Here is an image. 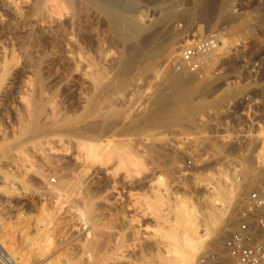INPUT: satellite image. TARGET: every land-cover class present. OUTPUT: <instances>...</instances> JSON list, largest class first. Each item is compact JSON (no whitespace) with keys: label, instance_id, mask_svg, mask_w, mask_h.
Segmentation results:
<instances>
[{"label":"rangeland","instance_id":"1","mask_svg":"<svg viewBox=\"0 0 264 264\" xmlns=\"http://www.w3.org/2000/svg\"><path fill=\"white\" fill-rule=\"evenodd\" d=\"M137 1L139 2L138 8L140 7L139 12L142 14L141 19L147 22L154 18L152 14L153 12H157L161 7H168L172 3L177 4V11L182 12L183 10H192L195 12V15L192 18L193 20L190 19L186 22L185 20H178L172 25V29H174L173 31L176 33H182L183 30L187 29L186 27L189 26L188 28H192L194 32L195 28L200 26L198 24H201L203 27L202 33L192 35L193 32L190 30L184 32L182 36L179 37L177 43V57L174 59H166L165 56L158 57L154 60L146 59L141 63V66L139 65L138 69L128 75H118V73L114 70L111 71L109 73V84L107 87L109 91H107V97L101 102L103 107L101 106V103L97 104L96 107L98 106L100 108L95 107L93 114L91 113V117L93 119L91 117V119L89 118V121L91 122V120H94L91 123H94L98 127L92 132L93 134L88 133V135L83 138H76L70 135L68 136L67 133H45L37 139L33 137V132L29 130L33 128V124L37 117L40 116L43 121L48 122L49 118L55 115L59 117L60 121H62L60 125H68L70 122L72 123L74 121H78V119L82 116V110L79 108L80 104L76 101V99H68L65 97L63 92L64 90L61 88V85L53 87L50 83H48V66L45 65L47 58L46 56L40 54L39 47L32 50L28 58L26 57L24 53V46L22 44L27 40L26 34L29 31V26L12 21V24L9 25V29L8 27L6 29H0V69L4 62L9 63V66L7 65V68L9 67L6 74L7 76L3 78V83L2 81L0 82V86L2 87H0V142L1 145H3V147H5L8 151L2 154L3 151L1 153L0 150V228H3L2 230L0 229V248L13 253L19 261L24 257L29 259L28 261L26 260L24 264H35L36 261L34 257L35 251L33 245H30L29 241L22 240V235L26 232L28 233V236H31L33 232L32 224H34L33 220L35 219H33V217L37 214V211L35 210V203L36 200H38L37 198L40 197L39 191L43 188V186L46 187L45 185H47L49 187L50 185L51 187L57 182L58 176L61 174L60 172H62L59 170L62 166L60 163L62 164L64 159H67L64 160V162H74L73 160L76 159L74 156L77 155L76 153L78 151L76 149L78 140L85 141V138L88 137V140H91L92 137L95 139L99 137L100 140H103L106 135L108 140L124 142L130 141L131 143L129 142L130 144H128L130 146H134L133 148H136L139 151H141V148L144 150L148 144L151 145V147L154 146L153 148L156 149L157 158L160 157L158 160L160 166L155 168L152 163V156L148 153H143V158L145 157L144 161L146 159L145 163H147L149 167H147L148 171L146 170L143 174L137 175L138 177L135 174H131L130 176L125 175L126 173L123 169L119 170V168H116L118 166H114L116 165L114 160L107 162L99 161L96 162L97 164H93V167H96L95 169L92 167L95 171V175L99 174V185L101 184V186H103L102 188L107 190L109 197L112 195L113 200H111L116 202V205H120V203L125 205V209H123L124 212H120V214L116 217L115 215L113 216L112 212H108L109 214L107 213V216L109 217L108 223H106L108 218H105L107 217L106 210H103L102 212L104 215L102 214L103 216H100V222L103 221L102 224L105 223L104 225L106 226L107 224L110 225L112 221L113 226L110 225L112 228L108 226V228L105 229L106 226L101 223L100 227L103 226L101 229L104 231L110 229L109 233L102 230L103 234L107 233L110 235V241L109 244H107V248L109 249L110 246L111 248L113 246H119L118 250L123 255L122 256L118 251L119 255L122 257L120 256L121 258L116 260V264H155L156 259L154 258L156 257L153 256H155V251H157L156 247H162L163 245L158 237V229L162 226L166 228L168 225L167 221L170 220L169 216L173 214V202L175 200L177 201V198L178 200L179 198H182L189 203L191 202L196 207L198 206L199 209L206 210V199L210 198L207 188L212 190L216 184V180L219 176H223L222 174H233L236 170L242 168L243 165L249 166L253 176L245 183V185L242 186L243 194H241L240 197L236 196L231 200V204L227 211V216L232 220V224H229L226 231L219 235L221 238L217 236L214 240H209L208 246L202 249L198 256L197 264H199L200 259L206 251L209 249H220L224 239L236 226L238 210L247 199L249 193L253 190H264V184L261 183L264 179V172L259 170L260 168L257 167L258 165L253 161L255 147L253 141L256 136L248 134L244 125L245 118L240 114L241 107L239 105V99L247 91L254 89L256 90V93L260 95V92H258L260 91V88L258 89V85L264 82V0H211V4H213V10L211 11L213 13L209 12L208 14L201 13L200 6L195 0ZM219 7L222 10L218 9ZM195 9L196 11H194ZM226 13L235 16H246L245 18L248 19L247 27H244V30L242 29L239 31L234 29V25L236 24L235 22H226L223 19V15ZM210 14L212 16H210ZM55 16L57 17L58 15ZM222 19L224 23L222 22ZM194 25H196V27ZM219 31L225 34V37L228 40L227 50L222 54V56L217 53V61H215L211 67H208L206 72H202V75L198 76L193 73H191V75L189 73L191 76L189 74L181 76L185 78L189 75L185 78L186 80L183 79V87L181 86L179 92H176L177 96L181 100L179 101V98L177 99L175 93L173 94L171 92L173 86H175L173 85V82L179 79H176L178 76L175 74L176 70L174 69L173 64L180 59L181 48H183L182 45L187 42V40L200 37L206 33L217 34ZM109 37L110 34H107L105 36L106 41L104 40L108 46L105 43H102L104 48L94 52L95 54L97 53L98 57L92 53V55L94 54L93 56L95 57V60L98 58L95 62H97V64L100 63V66L102 67H105L103 64L109 65L113 60L112 57H115L114 59L117 60L123 52V45L120 40L116 37ZM111 39L112 41H110ZM117 41L118 43H121H119L120 46H117ZM105 46L109 48H105ZM12 47L15 51L11 54L10 50ZM98 52L101 53V56L98 55ZM104 54L106 59H108L107 61L104 59ZM39 65L43 74L44 82L47 83H44L45 86L41 91H38L39 84H36L38 82L36 81L37 79L35 75V70L38 69ZM173 74H175V76H173ZM167 75L170 76L167 77ZM165 76L168 79H166ZM50 77L51 76H49V78ZM171 77H173V79H171ZM164 79L167 80L168 84ZM206 81L208 82V89L204 92L206 94L198 95L196 91H198V89ZM164 82L166 85H169L167 86L168 88L173 85L170 90L167 88L166 92L169 91L168 93L165 92L166 85H164ZM171 82L173 84L170 85ZM161 84L164 86H160ZM185 84L187 87H185ZM191 86L193 90L191 89ZM235 87L239 89L237 94L232 95L227 102L223 103V105H215V102L223 93L226 94L230 89H235ZM181 89L183 90V93H181L182 96L180 94ZM186 89L188 90L186 91ZM156 90H160L161 92L159 91L158 93ZM163 92L167 94V97L168 95L171 96H169V98L162 96L161 93ZM156 94L160 95V97ZM183 96L184 98L186 97L185 100ZM156 97L158 99H156L157 101L155 100ZM164 97L167 98V101ZM159 98L163 100H160ZM175 98L178 102L175 101ZM164 100L165 103L169 101L167 106L164 103ZM153 101H156V103H153ZM171 101H174L176 104L171 105ZM177 103L183 106L186 111L192 113L191 117L193 119L191 118L190 124L188 123L189 121H184L186 124L184 123L183 125L181 124L182 122H180L174 124L173 126H154L150 124V121L154 118L160 117L165 113L172 112L177 109V106H179ZM159 105L161 108H159ZM165 106L166 108H164ZM108 107H110V109ZM101 108H106L108 110L105 111V109ZM162 108L167 111L164 110L163 112ZM97 109L98 111L101 109L100 113L102 112V114L105 111L102 115L103 117L108 111H110L106 114L107 118L105 116L107 121L101 117L100 114L93 117V115L98 114V111L96 113ZM148 109H150V111ZM151 109H154L155 111L152 110L151 112ZM112 110L114 112H112ZM115 111L118 113L117 115H115ZM146 111L149 113L151 112V114L149 115ZM110 115H113V117ZM108 116L110 117L108 118ZM117 116L118 119H115ZM112 118L115 120L113 121ZM95 121H97V123ZM192 121L195 127L193 126ZM108 126L110 127L109 129H107ZM101 127L104 128L101 129ZM37 142H42L41 147L40 145L35 146ZM145 143L148 144L144 145ZM42 147L44 149H42ZM71 151L74 154L71 155ZM81 153H83V151ZM69 156H73L74 159ZM80 156L82 155L80 154ZM51 158L53 160H50ZM58 158L60 159V162ZM189 158H193V165L191 167L186 166V161ZM241 158L243 159V163L241 162ZM82 159H84V156ZM47 160L50 162L53 161L51 162L52 164H48ZM56 160L58 162L55 164L54 162H56ZM49 165L51 167H48ZM55 168H58L59 171ZM38 169H45V176L38 174ZM97 170L99 173L96 172ZM192 174H197V178H194V175ZM5 175H8L9 180H4L3 176ZM97 175L96 177L94 176L95 179H98ZM235 176H237V172H235ZM155 177L159 178L160 181L163 180L161 183H165L166 187L164 192L167 199L162 204V207L161 205L155 206L153 203L154 191L159 186V184H157V178ZM237 178L239 179V176ZM252 178H256L257 180L252 181ZM54 179L55 181H53ZM8 181L12 182L14 192H7L6 182ZM101 181L103 182L101 183ZM171 198L174 199L172 200ZM176 201L174 202L175 204L178 202ZM54 202L55 201L51 200L50 204H47L46 206L50 205L54 207ZM55 203L57 204V202ZM61 203H63V201ZM61 203H58L57 205H60L62 208ZM64 203L66 204L63 205H68L66 207L63 206L64 209H62L64 211L65 208L67 212L70 209L69 207L75 208L71 201H64ZM69 203L73 206H69ZM214 203L215 206L221 207L219 201H215ZM57 205L55 207L56 210L60 208ZM124 205H120L118 207L124 208ZM56 210L55 212H57ZM70 210L68 213H65L66 211H59L56 213V215L61 219L60 220L55 217L57 219L54 221L55 223H58V226H60V229H57V231L59 230V234L56 231V235L60 236L57 240L61 242L60 238L64 239L61 243L57 241L58 245H55L52 248L53 250L56 248L55 252L58 254L57 255L55 253V255L58 256L56 259L59 258V260H62L64 258L63 260H67L68 256H71L70 258L75 256L68 261L71 262L70 264H79L81 259L84 260L87 256L84 253L83 247H80L82 242L78 244L80 241H77L78 243H76V240L74 242V239L72 238L75 236V232L77 233V231L81 232V238L83 235V226L79 225L81 222H76V224L78 223V226L74 223V220L78 215H74L76 218L73 216V214L77 213L75 209H73L75 213L72 211L71 213L73 214L69 215ZM2 212L3 214H1ZM110 213H112V216ZM60 215H64L65 218ZM66 217L69 225L71 224L73 227L75 224L73 228H68L69 225L67 224L68 222L66 221ZM68 217L72 219V223ZM113 217H115V220ZM211 218H214V216H211ZM7 219L10 221H6ZM24 219H27L29 224L27 223L28 225L25 230H22L19 225V220ZM76 221L79 220L76 219ZM1 222L4 223V227H1ZM65 223L67 226L64 225ZM23 224L24 222L22 221L21 225ZM62 224L71 231L69 230L70 232H68ZM75 226L77 227V230H75ZM7 228L9 230H7ZM65 229L66 233H64ZM19 230L21 231L20 233ZM72 230L75 231H73L74 234H71L72 236L70 238L69 233H71ZM63 235H65V237ZM69 238L71 239L70 242H68ZM71 242H74V244ZM70 249H72V251L75 250L77 253L80 251L81 253L79 252L80 254L76 257L77 253H72ZM154 249L156 250L154 251ZM62 250L64 252H61ZM19 251L22 255L18 253ZM17 255L19 257H17Z\"/></svg>","mask_w":264,"mask_h":264},{"label":"bare ground","instance_id":"2","mask_svg":"<svg viewBox=\"0 0 264 264\" xmlns=\"http://www.w3.org/2000/svg\"><path fill=\"white\" fill-rule=\"evenodd\" d=\"M195 1L197 2V4H199L201 13L208 14L209 12L210 13L212 12L211 10H213L212 8L213 4H211L212 3L211 0H195ZM138 3L139 2L137 0H0V29L1 30L6 29L7 27L9 29V25L12 24V21H16L18 23H21L22 25L29 26L30 27L29 31L26 34L27 40L26 42L22 44L24 46V53L26 57L28 58L30 56L31 51L39 47L40 54L43 56H46L47 58V60L45 61V65L48 66L47 67L48 83H50L53 87H57V85H61L62 86L61 88L64 90L63 92H64L65 97L68 99H76V101L80 104L79 108L82 110V116L78 119V121H74L72 123L70 122V124L68 125H63V124L60 125L62 121H60L59 117L55 115L49 118L48 122L43 121V119H41L42 117L40 116L37 117L33 124V128L29 130L33 132L34 138L37 139L45 133H67L68 136L70 135L76 138L85 137L86 135H88V133H92L98 127L94 123H91L94 120L93 121L91 120L90 122L89 118L92 116L91 113L93 114V111L96 105L100 104L107 97V93H108L107 91H109L107 88L109 84L108 78H109V73L111 71L114 70L116 73H118V75L119 74L128 75L132 73L133 71H135L136 69H138L139 65L141 66L142 65L141 63L144 62V60L146 59L154 60L161 56H165L166 59L168 58L174 59L177 57V52H178L177 43H178L179 37L182 36L184 32H187L188 30L193 32V30L192 28H188L189 27L188 26L186 27L187 29L183 30L182 33H176L173 31L174 29H172V25L178 20H183V21L185 20V22L189 21L190 19L193 18V16L195 15V12H193L192 10L191 11L183 10L182 12L177 11V8H176L177 4L172 3L168 7H161L157 12H153L152 14L154 18L151 21L147 22L141 19L142 14L139 12L140 7L138 8L139 6ZM218 9H220V7ZM194 11H196V9ZM53 13L58 16L56 17ZM210 16L212 15L210 14ZM245 17L235 16V15L227 14V13L223 15V19L226 22L232 21L236 23L235 25L233 23L231 24L234 25V29H236L237 31L242 30L244 27H247L248 19H246ZM223 19H222V22L224 23ZM206 20H207V17H206ZM198 25L200 26L195 28L192 35L196 33L198 34L202 33L203 27L201 26V24H198ZM194 26L196 27V25ZM107 34H110L111 38L116 37L118 40H120V42L123 45V52L120 54V56L118 54L119 58L117 60L114 59L115 57H112L113 60L110 59L111 58L110 57L109 59L112 60L110 64L108 63L109 65L106 64L107 65L106 66L105 64H103L104 63L103 62L102 64L105 67H102L100 66V63L97 64V62H95L96 60H98V58L95 60V57L93 55L95 54L94 53L95 51L97 52L98 50L104 48L102 43H105L104 40ZM110 41H112V39ZM116 43H118V41ZM119 43L117 46H120L121 43L120 44ZM227 44H228V40L225 37V34L219 31L216 34L215 43L213 44L212 48L208 50L202 57V60H203L202 72L204 71L206 72L208 67H211L215 63V61H217L218 59L217 53H219V55L222 56V54L227 50ZM107 46H105V48ZM13 51L15 50L12 47L10 50V53L12 54ZM92 53L94 54L92 55ZM100 54L101 53L98 52L99 56H101ZM95 55L96 57H98L97 53ZM180 56H181V53H180ZM104 59H106V56L104 57ZM107 60L108 59H106V61ZM179 60L180 59H178L176 63H178ZM8 64L9 63H6V62L2 64V67L0 69V82L3 80L4 77L7 76L6 74L9 68V67L7 68ZM26 64H27V61H26ZM173 67L176 70L175 74H177L178 76L176 77V79L177 78L179 79H177V81L174 80L175 81L173 82L174 84L172 82L170 83V85L171 84L175 85V86L171 85V87L173 86V88H172V92L171 91L170 92L173 94L175 93V95L177 96L176 92L177 91L179 92L180 87L183 85L184 83L183 79L187 78L191 73L189 74V72L185 69L177 70L175 66ZM175 74H173V76H175ZM186 74H189V75L186 76L185 78L181 77ZM35 75L37 79L36 81L38 82L36 84H39L38 91L39 90L41 91L43 87L45 86V84L47 83L44 82L43 74H42V71L40 70V65L38 66V69L35 70ZM49 76L51 77L49 78ZM168 76L170 75H167V77ZM171 79H173V77H171ZM207 81L202 84V86L198 89V91H196L198 95L206 94L204 92L208 89ZM3 82L4 81H2V83ZM165 82L168 84L167 80H165ZM166 83L164 85H166ZM262 83L258 85V89L260 88V91L258 92H260L261 96L264 95V82ZM163 84H161L160 86H162ZM190 84H193V83H190ZM167 86L169 85H166L165 92L167 91V88H168ZM171 87H169L168 90H170ZM185 87H187V85ZM191 89H192V86H191ZM187 90L188 89H186V91ZM230 90L226 94L223 93L219 97V99L215 102V105H221V104L223 105V103L227 102V100L232 95L237 94L239 89L235 87V89H232L231 91ZM157 91L159 93L160 90H156V92ZM182 91L183 90L181 89L180 94L183 93ZM165 92H163L164 95L163 93H161L162 96H166L167 95L166 93H168L169 91L166 93ZM157 96L160 97V95H157ZM169 96L171 95H168V97L167 96L166 97L169 98ZM167 98H165L166 101H167ZM178 98L179 97L177 96V99ZM187 98H188V95H187ZM156 99L157 97L155 98V100ZM177 99L175 98V101H177ZM185 99L186 97L184 98V100ZM160 100H163V99H160ZM156 101L155 102L153 101V103H156ZM179 101H181L180 98H179ZM171 102H170L171 105L176 104L174 103V101H171ZM164 103H165V100H164ZM168 103L169 101L165 103L166 106L168 105ZM177 104L179 105V103ZM101 106H102V103H101ZM166 106L164 108H166ZM108 108L110 109V107ZM159 108H161L160 105H159ZM101 109H105V111L108 110L106 108H101ZM101 109H99V111L97 109L96 113L98 111V114L93 115V117L99 114L101 117H103L102 115L105 113V111L103 110L104 113L102 114V112L100 113ZM148 110L150 111V109ZM152 110L155 111L154 109H151V112ZM164 110L166 109L162 108L163 112ZM108 112L106 114H108ZM112 112L114 111L112 110ZM151 112L150 113L147 112V113H149L150 115ZM106 114L105 116L107 118ZM117 114L118 113L115 111V115ZM191 114L192 113H189L188 111H186L183 108V106L179 105L177 106V109L173 110L172 112L165 113L164 115L160 117H156L153 119V117L151 116L153 120L150 121V124L154 126H159V125L173 126L174 124L180 123V122H182L181 123L182 125L184 123L186 124V122L184 121H189L188 123L190 124V120L192 118ZM105 116L103 117L104 119H105ZM110 116L113 117V115H110ZM110 116H108V118ZM115 119H118V116L115 117ZM115 119H113V121ZM193 121H192V124H193ZM95 122L97 123V121ZM193 126L195 127L194 124ZM104 127H101V129ZM109 128L110 127L108 126L107 129ZM255 136H256L255 140L253 141L255 144L253 161L255 162V164L258 165V167L260 168L259 170H262L264 172V128L258 129ZM92 138L91 140H88L89 137L85 138V141L78 140L76 144V149L78 151L76 153L77 155L74 156L76 157V159H74V157L72 156L74 159L73 160L74 162L72 161L64 162V160H67V159L63 158L64 160L62 164L60 163V165H62L60 167L61 169H59L62 172H60L61 174L58 176L57 182L53 185L51 184L52 185L51 187L50 185L49 187L45 185L46 187L44 186L43 188L41 187L42 189L39 191L40 197L37 198L38 200H36V203H35V210L37 211V214L35 213L36 216L34 215L35 217H33V219L34 218L35 219L34 220L32 219L34 221V224H32L33 232L31 236L30 235L28 236V233L23 231L25 233L22 235V240L29 241L30 245L32 244L34 247V251H35L34 257L36 259L35 264H70L71 262L68 260L75 257L73 256L72 258H70L71 256H68L67 258L66 256L67 260H63L64 259L63 258L62 259L63 261L59 260V258L56 259L58 257L57 252H55L56 248L54 250L52 248L53 246L58 245L57 241L59 240H57V238H59L60 236L56 235V231L58 228L60 229V226H58V223H55L54 221L57 218L60 219L56 215V213L59 211L61 212L64 211L63 206L65 205L63 204H66L64 203V201L65 202L71 201V203L74 205L75 208L69 207L71 209V210L69 209L70 210L69 215H72L73 213H75L73 211V209H75L77 213L73 214V216L78 215L77 218L75 216L74 217L78 219L79 221H76V219L74 218L75 219V220L73 219L75 221L74 223L76 224V222L78 223L81 222V224L79 225L83 226L82 228L83 235L81 236V238H80L81 232L79 231H77L78 234L75 232V236H73L72 238L74 239V242L76 240V243H78L77 241H80L78 244L82 242L81 243L82 245H80V247L81 246L83 247L84 253L87 256L86 259H84L85 256L83 257L84 260L82 259L81 261L78 260L80 261L79 264H114V263L116 264V260L117 259L119 260V258L123 256L122 253L118 250L119 246L112 245L113 247L111 248V246L109 245L111 249L107 248V244H109V241H110V235L107 233L105 234L102 233L104 230L101 228L103 227L102 225H104L105 223L102 224L103 221L100 222V216L103 214L102 211L106 210L107 211L106 216L108 212H112L113 216L115 215L116 217L120 214V212L122 213L124 212L123 209H125V205L123 203L122 204L120 203V205L122 206L124 205V208L118 207L120 205L118 203H117L118 205H116L115 204L116 202L112 201L113 200L112 195L110 194L111 195L110 196L111 198H110L109 194L107 193V190L105 188H102L103 186H101V184L99 185V181H100L98 177L99 174L98 175L96 174L98 179H95L96 177L95 171L92 169L93 164H97L96 162H99V161L107 162L110 160H114L116 164L114 166H118L116 168H119V170L123 169L126 173L125 175L130 176L131 174H135L137 176V175L143 174L147 170V167H149L147 163H145L146 159L144 161L145 157L143 158V155H144L143 153H148L152 156V163L155 168L160 166V163L158 161L160 157L157 158L156 149L153 148L154 146L151 147V145H149L148 143L144 144V145L148 144L146 145L144 150L141 148V151H139L138 149L133 148L134 146L129 145L131 143L130 141H126V142L112 141V140H108L106 138V135H105V139L103 140L102 139L100 140L99 137H97L98 139L97 138L92 139ZM0 145H1V142H0ZM36 145L37 146L40 145L41 147L42 142L41 143L37 142L35 146ZM42 149L44 148L42 147ZM0 150H1V153L3 151L2 154H4V152H8L7 149L3 147V145H1ZM82 151L83 153H81ZM72 154L74 153L72 152L71 155ZM80 154L82 156H80ZM83 156H84V159H82ZM60 159H59V162H60ZM50 160H53V159L51 158ZM47 161H48V164L49 163L52 164L51 162H53V161L50 162L49 160ZM57 162L58 161L56 160V162L54 163L56 164ZM241 162L243 163L242 158H241ZM37 167L40 168L39 166ZM48 167H51V166L49 165ZM50 169H53V168H50ZM55 169L59 171L58 168H55ZM44 170H39V171L36 170V171L38 174L45 176L46 170L45 172ZM96 172L99 173L98 170ZM235 172H237V176H235ZM235 172L233 174H227V173L222 174L223 176H219L212 190L207 188V191L210 194V198L206 199V202H207L206 210H201L198 208V206L196 207L191 202L189 203L182 198L181 199L179 198V200L177 198L178 202L175 200L177 202L176 204L174 203L175 201L173 202V207H172L173 214L169 216L170 220L167 221L168 225L166 226V228L162 226L161 228L158 229V237L160 238L159 240H161V244L163 245L162 247H156L157 251H155L156 249H154L155 256L153 257H156L154 258L156 259L155 264H197L198 256L201 250L208 246L209 240H214L215 238H217V236L221 235L223 232L226 231V228L228 227V225L232 224L231 223L232 220L229 219L230 217L227 216V211L231 204V200L235 198L236 196L240 197L241 194H243L242 186L245 185V183L253 176V173L249 169V166H246V165H243L242 168L236 170ZM196 176L197 174L194 175V178H197ZM238 176H239V179L237 178ZM3 177L5 181L9 180L8 175H5ZM156 180L158 181L157 184H159V186L154 191L153 203L155 206L161 205L162 207V204L167 199V196L164 192L166 187H165V183H161L163 180L160 181L159 178H157ZM253 180L256 181L257 179L252 178V181ZM53 181H55V179ZM262 181L263 182L261 183L264 184V179ZM102 182L103 181H101V183ZM6 185L7 187L6 186L5 187L7 188L6 189L7 192H14V188L12 186L11 181L6 182ZM171 199L173 200L174 198H171ZM51 200L57 202V204L58 203L60 204L63 201V203H61L63 209L61 208L60 205H57L55 202L53 203L54 207L50 205L46 206L47 204H50ZM215 201H219L221 204V207L215 206V203H214ZM72 204H70L69 206H71ZM56 205L59 206L61 209L57 207L59 209L56 210L55 208ZM55 210L57 212H55ZM65 211H66V208H65ZM72 211L73 213H71ZM68 212L66 211L65 213H68ZM112 213H110L111 216H112ZM1 214H3V212ZM211 216H214V218H211ZM62 217L65 218L64 215ZM115 217H113L114 220H115ZM105 218L106 219L108 218L106 220L107 221L106 223H108L109 217L107 216ZM68 219H70V217H68ZM8 220L9 219H7L6 221ZM71 220L72 219H70V222ZM22 221L24 222L23 225H21ZM66 221H67V217H66ZM2 222H1V225H2L1 227H4L3 226L4 223ZM28 222L29 221L27 219L19 220V225L22 228V230H25L26 226L29 224ZM66 223L64 224L65 226H67V224L69 225V222L67 224ZM100 223L102 224L101 225L102 227H100ZM64 225L63 227H65ZM70 225L68 226V228L71 229L72 225L71 226ZM110 225H112V221ZM110 225L109 224H107V226L104 225L106 226L105 229L108 228V226ZM5 226H8V225H5ZM112 226L110 227L112 228ZM65 228L67 229L68 232L71 231L67 227ZM0 229L2 230L3 228H0ZM66 229L64 233H66ZM7 230L9 229L7 228ZM75 230H77V227L75 228ZM75 230H72V232L69 233L70 236L68 234L67 235L71 238V236L74 234L73 231ZM58 231L57 233L59 234ZM20 232L21 231L19 230V233ZM106 232L109 233L110 229H108ZM65 235L63 236L65 237ZM70 238L68 242L71 241ZM63 239L60 238L61 242H63L62 241ZM61 242L59 241V243ZM74 242H71V243L74 244ZM70 250L72 251V249ZM118 251L119 253H121L122 256L119 255ZM7 252L11 256V259L13 260L14 264H24L26 260L27 261L29 260L26 257H24V258H21L19 261V259L16 258L15 255H13V253H10L9 251ZM61 252H64V251L62 250ZM73 252H75V250L72 251V253ZM79 252L80 251H78V253L75 252L77 253L76 257L78 256V254L81 253ZM18 253L22 255L20 251ZM55 253L57 255H55ZM142 253H143V250H142ZM17 257L19 256L17 255Z\"/></svg>","mask_w":264,"mask_h":264},{"label":"built area","instance_id":"3","mask_svg":"<svg viewBox=\"0 0 264 264\" xmlns=\"http://www.w3.org/2000/svg\"><path fill=\"white\" fill-rule=\"evenodd\" d=\"M216 34L206 33L187 40L182 46L177 70L185 69L189 73L202 75L203 55L212 48ZM240 114L245 118V127L249 135L264 128V96L256 90L245 92L239 99ZM255 139V138H254ZM193 165V158L186 166ZM258 167V166H257ZM0 264H14L11 256L0 248ZM199 264H264V190H253L239 208L236 226L224 239L220 249H209Z\"/></svg>","mask_w":264,"mask_h":264}]
</instances>
